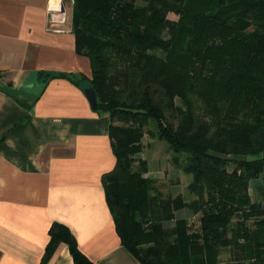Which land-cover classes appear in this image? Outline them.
<instances>
[{
	"label": "trees",
	"instance_id": "trees-1",
	"mask_svg": "<svg viewBox=\"0 0 264 264\" xmlns=\"http://www.w3.org/2000/svg\"><path fill=\"white\" fill-rule=\"evenodd\" d=\"M71 30L94 110L110 119L116 163L103 183L121 245L140 264H264V0H75ZM149 124L191 176L193 201L163 198L143 163L133 172ZM182 209L197 230L175 218ZM62 242L90 264L61 224L42 263Z\"/></svg>",
	"mask_w": 264,
	"mask_h": 264
},
{
	"label": "crops",
	"instance_id": "crops-1",
	"mask_svg": "<svg viewBox=\"0 0 264 264\" xmlns=\"http://www.w3.org/2000/svg\"><path fill=\"white\" fill-rule=\"evenodd\" d=\"M48 7L0 0V264H74L63 242L42 263L55 224L90 264H140L106 202L103 177L116 163L110 119L84 94L91 68L75 51L72 8L54 33Z\"/></svg>",
	"mask_w": 264,
	"mask_h": 264
},
{
	"label": "rangeland",
	"instance_id": "rangeland-1",
	"mask_svg": "<svg viewBox=\"0 0 264 264\" xmlns=\"http://www.w3.org/2000/svg\"><path fill=\"white\" fill-rule=\"evenodd\" d=\"M72 7L66 6V17L69 18ZM167 19L172 22H177L178 18L172 13L167 15ZM167 36L165 35V38ZM114 125H121L120 123H114ZM143 138L141 139V149L140 152L135 154L132 159L131 166L133 172L141 168V163L144 164L145 172L142 173L141 178L149 180L152 182V186L162 194L163 198L168 196L174 198L180 195L184 202L188 203L195 199V197L189 194L187 190V184L191 182V176L186 175L182 172L180 167L175 163L172 150L165 142L157 140L155 135L154 125H147L142 129ZM187 154L183 153L181 159H184ZM232 158V157H227ZM244 159V158H236ZM233 166L229 167L231 170ZM260 181H250L249 182V196L252 201L258 199L257 193L254 190L255 187L260 185ZM176 219H187L191 225L192 230H197L198 228V218L199 215H194L189 209H182L180 211L174 212ZM138 221L137 215L134 217ZM235 219L232 221L234 224Z\"/></svg>",
	"mask_w": 264,
	"mask_h": 264
},
{
	"label": "built area",
	"instance_id": "built-area-1",
	"mask_svg": "<svg viewBox=\"0 0 264 264\" xmlns=\"http://www.w3.org/2000/svg\"><path fill=\"white\" fill-rule=\"evenodd\" d=\"M74 1L75 0H49L46 28L48 32H64V30H61L58 26L66 22V6L72 7Z\"/></svg>",
	"mask_w": 264,
	"mask_h": 264
},
{
	"label": "water",
	"instance_id": "water-1",
	"mask_svg": "<svg viewBox=\"0 0 264 264\" xmlns=\"http://www.w3.org/2000/svg\"><path fill=\"white\" fill-rule=\"evenodd\" d=\"M84 94L89 102L90 107L94 109L97 105L95 92L93 91L92 88L88 87L84 90Z\"/></svg>",
	"mask_w": 264,
	"mask_h": 264
}]
</instances>
